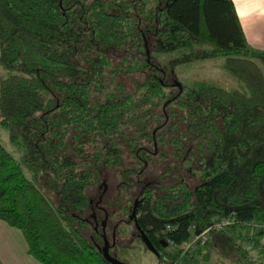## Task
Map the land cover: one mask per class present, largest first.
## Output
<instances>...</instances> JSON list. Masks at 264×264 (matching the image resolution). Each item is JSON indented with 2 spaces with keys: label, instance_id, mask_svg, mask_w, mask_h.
<instances>
[{
  "label": "trees",
  "instance_id": "1",
  "mask_svg": "<svg viewBox=\"0 0 264 264\" xmlns=\"http://www.w3.org/2000/svg\"><path fill=\"white\" fill-rule=\"evenodd\" d=\"M153 1L0 0V68L7 72L0 79V127L20 150L16 161L0 143V220L21 232L27 253L41 264H110L69 210L85 207L94 164L119 166L125 147L133 161L124 175L138 177L167 154L147 147H158L179 125L195 148L189 147L196 180L189 170L190 182L179 175L168 182L166 166L159 182L138 184L134 196H140L136 224L158 252L155 259L174 264L190 234L229 218V228L208 232L201 258L214 247L256 264L234 235L264 222V51L247 45L231 0ZM188 43L210 48L164 67L146 55ZM121 48L130 51L121 66L141 77L133 92L109 78L122 68L112 66L109 52ZM211 56L223 57L222 68L245 91L199 83L178 93L166 84V70ZM262 235L240 240L264 254ZM163 242L174 250L160 249Z\"/></svg>",
  "mask_w": 264,
  "mask_h": 264
},
{
  "label": "rangeland",
  "instance_id": "2",
  "mask_svg": "<svg viewBox=\"0 0 264 264\" xmlns=\"http://www.w3.org/2000/svg\"><path fill=\"white\" fill-rule=\"evenodd\" d=\"M154 4L155 2L153 0H148V6H153ZM160 18L161 16L156 13V19ZM203 48L208 49L210 46L206 45L202 47L199 44L188 43L179 46H172L171 49L166 50L164 48H157L156 50L151 48L150 51H147L146 53L147 56L150 54L151 58H153L154 64L164 67L166 63H169L171 60H174L182 54ZM129 52L130 51L126 50L125 48L117 49L114 51V53L110 51L109 54L115 59L112 62V66L122 67L121 65H128L130 61ZM222 62L223 57L211 56L206 59H198L188 63L178 64L173 68V70L165 71L166 84L176 82L182 86L184 90H186L199 83H207L226 89L245 91L243 84L222 68ZM6 75L7 72L0 68V79L4 78ZM109 78L113 80L111 83L116 85V87L121 89L123 92H133L136 87L140 86L141 82V77L139 74H131L126 68L123 67L117 69L116 72ZM154 128L155 126L153 124L152 129ZM182 128L183 127L179 125L176 127L175 133L164 135L162 142L158 147L155 142H152L153 144H150V147H147L148 144L145 146L148 148L147 151L149 152L153 151L158 154L160 152L159 150H161L167 154L163 155L160 159H157L152 163L151 166H147L144 172L138 177H135L133 174L127 175V177L124 175V169L129 168L130 162L132 160L130 157V150L126 149L125 147H121L122 161L119 166L104 168L101 165L98 166L97 164H94L92 167L94 174L96 175H93V177L96 179V183L84 190V195L86 196L85 207L81 210V213L77 212L76 210H69V214L72 217H74L79 222H83L81 232L97 246H99L101 241L91 232V225L86 222L85 218H88L87 214L90 205H92V203L100 197L99 204L105 209L107 213L105 222L108 238L106 239L107 241H109L110 229L114 226V224L116 227L114 245L108 248V252L110 255L115 254L121 261L125 263L168 264L166 260L160 262L155 259L154 255L148 251L137 238L132 226H129L123 222L126 219V211L130 207L131 202L138 191L139 186L137 185L141 184V186H143L146 183L152 185L151 182H159L157 175L163 172L166 166H168V174L171 173L173 176L172 178L168 179V182L175 181L178 175L182 177L183 181H189V170L194 172L191 182L196 180L197 173L192 165L194 163V158L191 157L192 154H190L189 147L191 151H193L195 148L190 141L189 132L183 130ZM180 135L187 136L185 138H181V143L178 142ZM0 143L16 161H19L20 150L17 146L11 144L8 141L7 132L2 127H0ZM179 148L183 149L182 159H178V157H176V153H178L180 150ZM144 160L146 159L141 158L139 163L143 165L147 164V162ZM20 166L25 174H30L22 164H20ZM139 166L140 165H138L137 168ZM121 175L126 177V184L122 185L121 181H123V179ZM133 183L136 185V187L132 186L134 185ZM121 186L126 187V190L121 188ZM90 199L92 200L91 203L89 202ZM218 220L219 219H216L215 221ZM231 225L233 224H230L228 227L222 230H226ZM260 230L264 231V222H252L249 224L248 228L236 230V235H234L236 241L247 249L256 264H264V254H262L259 248L253 247L252 245L240 240V238ZM207 238L208 233L205 235V238L200 240V243H197L192 250L186 252L192 256L194 261L190 262L188 258L181 253L183 256H181L180 259L174 264H244L236 256L223 252L221 253L214 247L209 248L207 259L203 260L201 258L202 253L205 252L203 244L206 242ZM258 242L259 245L264 244V235L258 238ZM197 247L199 248V252L193 251ZM173 248L169 246L164 251L170 252L174 250Z\"/></svg>",
  "mask_w": 264,
  "mask_h": 264
},
{
  "label": "crops",
  "instance_id": "3",
  "mask_svg": "<svg viewBox=\"0 0 264 264\" xmlns=\"http://www.w3.org/2000/svg\"><path fill=\"white\" fill-rule=\"evenodd\" d=\"M247 45L264 51V0H231ZM0 264H41L27 253L21 232L0 220Z\"/></svg>",
  "mask_w": 264,
  "mask_h": 264
},
{
  "label": "flooded vegetation",
  "instance_id": "4",
  "mask_svg": "<svg viewBox=\"0 0 264 264\" xmlns=\"http://www.w3.org/2000/svg\"><path fill=\"white\" fill-rule=\"evenodd\" d=\"M91 201L92 200L90 199L89 202L91 203ZM134 201H136L135 209H134L135 220L137 219L138 214H139L137 208H138L139 203H140V196L134 197V199L132 200L130 207L126 211V215H125L126 219L124 220L123 223H125V224H127L129 226H132V228L134 229V231L136 233V236L138 238L133 218H131V219L129 218ZM99 202H100V197L96 201H94L92 203V205H90V207L88 209V214H87L88 218L87 219L85 218V220H86V222H88L91 225V228H92L91 230L93 231L94 236L98 237L100 239L101 244H100L99 247H101V245H102V235L106 239H108L107 238V229L105 228V222H106V218H107V213H106L105 209L100 206ZM115 228L116 227H115V224H114V226L110 229V232H109V241H108L109 242V247L114 244ZM101 229H103V233H102ZM112 236H113V238H112ZM112 242H113V244H112ZM168 247L169 246L166 243L163 242L159 248L165 250Z\"/></svg>",
  "mask_w": 264,
  "mask_h": 264
},
{
  "label": "water",
  "instance_id": "5",
  "mask_svg": "<svg viewBox=\"0 0 264 264\" xmlns=\"http://www.w3.org/2000/svg\"><path fill=\"white\" fill-rule=\"evenodd\" d=\"M146 55H147V53H146ZM173 84H174V86L177 87L178 93H179L181 91V86L178 83H176V82H174ZM135 203H136V201L133 202V206H132V210H131V213H130L129 218L130 219L133 218V221H134V225H135V229H136L138 238L143 243V245L145 246V248L148 251H150L154 256H158L157 251L151 245L150 241L148 240V238L146 237V235L144 234V232L136 224L135 214H134ZM101 231L103 233V229H101ZM112 238H113V236H112ZM112 244H113V242H112ZM108 248H109V243L106 240V238L102 235V245L100 247V253H101L103 259L106 262L110 263V264H128V263H125V262L119 260L114 255H110L109 252H108Z\"/></svg>",
  "mask_w": 264,
  "mask_h": 264
},
{
  "label": "built area",
  "instance_id": "6",
  "mask_svg": "<svg viewBox=\"0 0 264 264\" xmlns=\"http://www.w3.org/2000/svg\"><path fill=\"white\" fill-rule=\"evenodd\" d=\"M233 223H234L233 220L229 218H220L218 221L212 222L210 226L206 227L201 232L197 234H190V236L186 240L182 241L181 244L179 245L180 252L182 254H185L186 252L192 250L197 243H200V240H203L205 238V235H207L208 231L212 229L222 230ZM169 246L171 248L175 247L172 244H170Z\"/></svg>",
  "mask_w": 264,
  "mask_h": 264
}]
</instances>
